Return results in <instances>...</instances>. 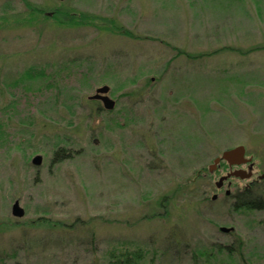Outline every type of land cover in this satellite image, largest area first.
Wrapping results in <instances>:
<instances>
[{
    "label": "rangeland",
    "instance_id": "rangeland-1",
    "mask_svg": "<svg viewBox=\"0 0 264 264\" xmlns=\"http://www.w3.org/2000/svg\"><path fill=\"white\" fill-rule=\"evenodd\" d=\"M238 145L264 171V0H0V264H264V193L207 172Z\"/></svg>",
    "mask_w": 264,
    "mask_h": 264
},
{
    "label": "water",
    "instance_id": "water-1",
    "mask_svg": "<svg viewBox=\"0 0 264 264\" xmlns=\"http://www.w3.org/2000/svg\"><path fill=\"white\" fill-rule=\"evenodd\" d=\"M108 92H109V87L103 85L95 89L94 93H92V95L87 97V100L96 101V102L100 101V104L104 111L107 112L112 111L115 107V102L108 96ZM245 155H246L245 148L242 145L235 146V148L232 147L230 149H226L222 151L219 156H217L212 160V163L207 167V172L209 173L214 172L218 168L221 162L226 163L229 167L240 166L242 164L250 163L251 158H246ZM41 161H42L41 157L37 155V157L36 156L33 157L31 163L35 166H39L41 164ZM250 169H251V165H250ZM249 176H250V172L247 173V171L244 170L231 171L219 177L214 185L215 188L219 190L222 188L224 182L230 178H239L243 180L245 178L247 179ZM261 177H264V174H262ZM225 194L228 195L229 191L226 190ZM214 198L215 196L212 197V199ZM11 215L18 219L24 216L23 209L19 206V203L17 201H14L11 207ZM232 231H233L232 228H224V227L220 228V232L222 233H229Z\"/></svg>",
    "mask_w": 264,
    "mask_h": 264
},
{
    "label": "trees",
    "instance_id": "trees-1",
    "mask_svg": "<svg viewBox=\"0 0 264 264\" xmlns=\"http://www.w3.org/2000/svg\"><path fill=\"white\" fill-rule=\"evenodd\" d=\"M26 8L29 10V12L33 11L30 9V7L26 4ZM50 19L56 20V22H61V24L64 25H88L91 23V20L94 19V17L90 15H86L83 13H78L77 15L75 13L71 12H62L60 9H56L51 11V15L49 16ZM45 16V18H49ZM121 33V29H119ZM43 72L39 71L36 72L35 75H41ZM87 107H93L96 102L95 101H87ZM98 105V104H97ZM70 158V155L65 152L64 149H59L54 152L52 162L53 163H59L64 161L65 159ZM264 193V186L260 189L253 190L251 194H248V192L244 191L242 194L238 195L236 199V204L234 203V207L238 209H244V210H252L253 208H263L261 207V201L260 196H263ZM225 199H230V197H226ZM140 255H137L135 253L133 254H119V255H112L109 259L108 264H140Z\"/></svg>",
    "mask_w": 264,
    "mask_h": 264
},
{
    "label": "flooded vegetation",
    "instance_id": "flooded-vegetation-1",
    "mask_svg": "<svg viewBox=\"0 0 264 264\" xmlns=\"http://www.w3.org/2000/svg\"><path fill=\"white\" fill-rule=\"evenodd\" d=\"M96 104H100V101H97ZM245 157L251 158V162L247 163V164H242L240 166H232V167H229L226 163L221 162L218 166V167L223 166V168H225V171H227L226 174L231 172V171H235V170H244V171H247V173L250 172V176L247 179L246 178L243 180H241L239 178L228 179V180L235 179V180H238L239 182L242 183L241 187H236V189H237V190L235 189L236 193L232 194L229 191V194L226 195L224 192V197L225 198L230 197V199H232L235 204H236L235 201H236L238 195L242 194L244 191L248 192V194H251L253 192V190H256V189L258 190L261 187L263 188V186H264V177H261L262 174H264V171H258L257 170L258 167L256 166V163L254 162L252 157H247L246 155H245ZM250 165H251V169H250ZM228 180H226V181H228ZM223 187H224V184H223L222 188ZM221 189H219V190H221ZM213 196H215L214 199H212ZM213 196L211 197V201H215L217 198L216 194H214ZM260 201H261V207H263V196L262 195L260 196ZM253 209H258V208H253ZM219 231H220V229H219Z\"/></svg>",
    "mask_w": 264,
    "mask_h": 264
}]
</instances>
